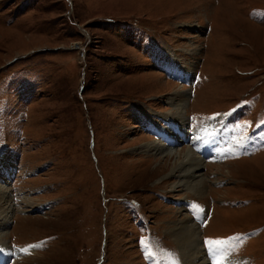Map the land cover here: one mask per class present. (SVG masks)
<instances>
[{"label": "rangeland", "instance_id": "rangeland-1", "mask_svg": "<svg viewBox=\"0 0 264 264\" xmlns=\"http://www.w3.org/2000/svg\"><path fill=\"white\" fill-rule=\"evenodd\" d=\"M152 122L199 159L201 194L175 154L139 151ZM3 159L8 264H183L181 220L205 264H264V0H0Z\"/></svg>", "mask_w": 264, "mask_h": 264}, {"label": "bare ground", "instance_id": "bare-ground-1", "mask_svg": "<svg viewBox=\"0 0 264 264\" xmlns=\"http://www.w3.org/2000/svg\"><path fill=\"white\" fill-rule=\"evenodd\" d=\"M164 62L166 64L164 65L166 69H169V66H174L176 64L172 62L170 60V57L168 56L164 58V61H161V63ZM185 70L186 69L184 67L179 68L178 73L179 76L182 77L180 78V80L191 83V80L188 81L189 79V74L187 73L188 71L186 72ZM188 100L189 98L185 96L183 93H177L175 94V96H172L167 99V102L171 106V110H172V112H170L171 115L169 116V120L171 121H168L169 123L168 122L167 123L172 124L171 125L172 130H176V129L179 130V128L182 127L181 119L183 116H185L184 113L186 112L185 109ZM151 127L154 130L157 139L153 141L145 142L139 147V151L145 154L146 153L160 154V155H165L167 157L169 156L171 157V155L175 154L176 155L175 161L177 162V164L174 163L173 169L170 172L171 175L175 177H180V180L182 178L187 179L185 181L184 180L179 181L178 185L183 186L184 189H189L190 191L196 192L198 195L201 194L203 189V185H202L203 179L202 178L197 179V177L199 176L197 173L200 164L199 159L194 155V153L192 154V152L189 151L188 149L184 150L183 153L182 152L177 154L173 153L174 147H173V140L171 138V135L173 136L174 132L172 133V131L169 128L168 130H166V128H163L161 125L158 128L156 124H154L153 122L151 123ZM202 132L205 131L203 130ZM178 133L179 135L181 134V137L184 138L187 137L185 130H180V132ZM203 139L208 140L210 138L208 136H203ZM206 142L211 143L212 141H202V139H200L198 141L199 145H195V147L198 149L200 148L199 146L204 147L203 145H205ZM180 151L181 150H179V152ZM210 151L211 154L209 156L212 157L213 155L212 153L214 152L212 151V149H210ZM2 161L0 162V238L4 237V235L7 234V230H5L6 229L5 227H7L8 219L11 216V214H13L12 212L14 208L13 198H11V195L10 196L8 195L9 192L6 190L5 187L7 179L9 177V171L7 169L9 165L5 162L4 159ZM23 200L25 199L23 198ZM30 203H31L30 205H34L32 202ZM170 233L180 250L183 259V264H205L207 260L203 258L204 254H202L201 252L202 250L200 249V232L197 225L190 223L188 220H181L178 222H174L172 228L170 229ZM13 250L14 252L16 251V249ZM209 252L210 250H208L206 253L208 254ZM4 257H5V253L0 252V260H2ZM199 260L200 262L197 263V261Z\"/></svg>", "mask_w": 264, "mask_h": 264}, {"label": "snow or ice", "instance_id": "snow-or-ice-1", "mask_svg": "<svg viewBox=\"0 0 264 264\" xmlns=\"http://www.w3.org/2000/svg\"><path fill=\"white\" fill-rule=\"evenodd\" d=\"M208 244H219V243H222V241H212V240H209L207 241Z\"/></svg>", "mask_w": 264, "mask_h": 264}]
</instances>
